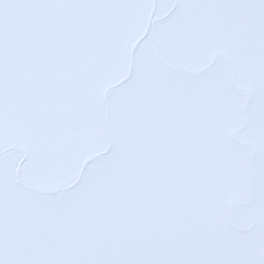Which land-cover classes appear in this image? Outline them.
<instances>
[{"label":"rangeland","instance_id":"rangeland-1","mask_svg":"<svg viewBox=\"0 0 264 264\" xmlns=\"http://www.w3.org/2000/svg\"><path fill=\"white\" fill-rule=\"evenodd\" d=\"M63 17L52 29L39 21L0 43L5 193L41 190L13 167L17 154L71 157L103 140L119 156L162 118L197 140L209 180L232 183L225 208L243 207L264 161L259 12L238 4L114 0ZM145 32L147 48L133 55L129 41ZM117 76L127 81L123 88Z\"/></svg>","mask_w":264,"mask_h":264},{"label":"snow or ice","instance_id":"snow-or-ice-1","mask_svg":"<svg viewBox=\"0 0 264 264\" xmlns=\"http://www.w3.org/2000/svg\"><path fill=\"white\" fill-rule=\"evenodd\" d=\"M112 2L0 0V43L38 27L45 11ZM187 2L254 8L264 27V0ZM149 35L129 41L133 55ZM6 155L0 142V264H264V161L252 197L226 209L232 183L209 180L197 140L173 121L157 118L119 156L103 140L71 157L17 154L13 167L41 190L14 197L3 185Z\"/></svg>","mask_w":264,"mask_h":264},{"label":"flooded vegetation","instance_id":"flooded-vegetation-1","mask_svg":"<svg viewBox=\"0 0 264 264\" xmlns=\"http://www.w3.org/2000/svg\"><path fill=\"white\" fill-rule=\"evenodd\" d=\"M71 10H65V11H55V12H48L45 11L42 13L40 21L49 29L53 28V25L56 23H59L61 20H63V14H70Z\"/></svg>","mask_w":264,"mask_h":264},{"label":"crops","instance_id":"crops-1","mask_svg":"<svg viewBox=\"0 0 264 264\" xmlns=\"http://www.w3.org/2000/svg\"><path fill=\"white\" fill-rule=\"evenodd\" d=\"M253 178H255V176H253Z\"/></svg>","mask_w":264,"mask_h":264}]
</instances>
